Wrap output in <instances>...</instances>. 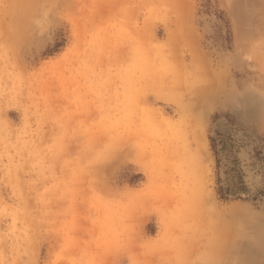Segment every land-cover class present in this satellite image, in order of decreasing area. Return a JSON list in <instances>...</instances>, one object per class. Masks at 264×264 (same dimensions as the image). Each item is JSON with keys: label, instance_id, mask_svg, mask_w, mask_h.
I'll return each instance as SVG.
<instances>
[{"label": "rangeland", "instance_id": "rangeland-1", "mask_svg": "<svg viewBox=\"0 0 264 264\" xmlns=\"http://www.w3.org/2000/svg\"><path fill=\"white\" fill-rule=\"evenodd\" d=\"M236 158L257 197L219 193ZM218 247L264 264V0H0V264Z\"/></svg>", "mask_w": 264, "mask_h": 264}, {"label": "trees", "instance_id": "trees-1", "mask_svg": "<svg viewBox=\"0 0 264 264\" xmlns=\"http://www.w3.org/2000/svg\"><path fill=\"white\" fill-rule=\"evenodd\" d=\"M217 147L219 145L218 139H216ZM227 143V139H220V142ZM219 173H218V191L224 198H244V197H257L251 194L247 189V186L238 182V172L233 166H227L228 164L222 160L218 161Z\"/></svg>", "mask_w": 264, "mask_h": 264}, {"label": "bare ground", "instance_id": "bare-ground-1", "mask_svg": "<svg viewBox=\"0 0 264 264\" xmlns=\"http://www.w3.org/2000/svg\"><path fill=\"white\" fill-rule=\"evenodd\" d=\"M194 208H195L196 212L194 214L193 220L196 221V222H202L203 221V217H204V213L208 212L209 209H207V210L202 209L201 204H199V203H195L194 204ZM221 228H222V226H221ZM224 231H223V229L218 228V230H217L216 234L214 235V237H217V239H221V238L225 239L226 236H224ZM233 232H234V230H233ZM232 235L230 233L229 236H228L229 251H230V255H228V259H229L230 262L233 261L234 257H236L235 253L238 250H240V247L238 246V243H237V242H240V241L237 240L238 239V235L237 234H233V233H232ZM213 254H212L213 257L211 258V260L212 259L217 260V262H218L217 264H225V263H221V258L223 257V249L221 247H218L217 249H215V252ZM224 255H225V252H224ZM246 257H248V256H246ZM224 262H225V260H224ZM226 264H228V263H226Z\"/></svg>", "mask_w": 264, "mask_h": 264}, {"label": "flooded vegetation", "instance_id": "flooded-vegetation-1", "mask_svg": "<svg viewBox=\"0 0 264 264\" xmlns=\"http://www.w3.org/2000/svg\"><path fill=\"white\" fill-rule=\"evenodd\" d=\"M234 162H235V168H236V170L238 172L237 173L238 174V182H240V183L243 182V184L247 186V188H248L247 190L249 191L250 188L248 187L247 182H246V179H245V176L246 175H245V172H244L241 164L239 163V160L236 158ZM227 164H228L227 166H229V163L228 162H227ZM249 192L251 193V190ZM254 195L258 196V194H254Z\"/></svg>", "mask_w": 264, "mask_h": 264}]
</instances>
